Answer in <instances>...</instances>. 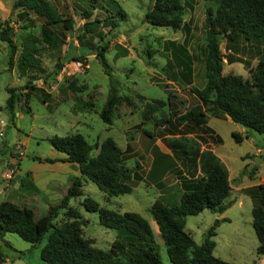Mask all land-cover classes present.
<instances>
[{
	"label": "rangeland",
	"instance_id": "obj_1",
	"mask_svg": "<svg viewBox=\"0 0 264 264\" xmlns=\"http://www.w3.org/2000/svg\"><path fill=\"white\" fill-rule=\"evenodd\" d=\"M13 1L0 0V25L2 28L7 26L4 33L15 45L12 64L9 67L7 63L9 46L7 42L0 40V120L5 124L0 130V149L3 142L7 147L0 157L5 160L9 158L11 145L20 142L24 151V155L19 158L21 172L25 166L36 165V169L44 173L49 164L37 163L32 157L43 159L62 155L49 144L48 137L77 132L88 143L100 142L106 137L112 138L120 149L125 150L126 166L135 170L140 179L132 184L129 193L116 196H106L93 182L82 179L81 194L71 197L68 202L71 207L78 210L81 218L85 219L81 226L82 236L89 239L93 246L106 249L115 235L113 229L98 223L95 212L83 208L81 202L86 196L99 206L119 212L132 211L144 218L150 227L161 263L170 264L156 224L148 211V207L160 193L167 198L165 201L173 202L177 197L173 185L179 183L183 176L186 177L173 158L172 161L160 158V153H165L168 157L170 155L165 140H191L192 145L199 149L210 148L218 142L213 139V135L197 130L196 133L205 140L200 143L192 131L186 132V126L176 124L173 116L170 117L169 123H158V117L166 116L168 112L166 108H164L166 113H157L154 119L143 123H140L141 111L145 102L154 98L165 99L167 91L185 99L187 107L194 102V98L188 92V86L201 88L204 83L198 52L203 38L206 0H193L192 8H184L182 13V19L189 24L186 36L187 50L197 55L192 62L189 84L184 83L185 77L179 69L176 70L179 71L180 78L175 81L169 79L162 70L168 54L162 50L163 43L166 40L181 42L183 31L146 23L143 15L152 0H95L96 8L92 11L89 20L91 23L87 24L91 33L83 32L85 20L80 16L74 17L73 31L68 33L60 23L47 25L44 24L42 17L31 11L12 9ZM48 1L62 17L70 14L72 9L80 12L88 4L84 0ZM116 7L123 10L124 17L115 18V26L111 27L108 20L100 25L93 19V16L97 20L103 19L109 13H114ZM23 26L27 28L23 29ZM27 33L38 40L35 46L39 70L27 72L21 77L16 70V60L20 50L19 41ZM80 34L84 36L82 45L78 46L76 35ZM101 45L105 46L103 55L108 64L109 76L103 73L95 55V51ZM121 48L126 51L124 55H120L123 54ZM218 50L222 56V73H234L242 78H249V71L257 60L264 58V37L252 41L238 36L228 45L220 38ZM76 62L80 63L79 67L74 66ZM58 65L60 69L54 74ZM28 78H33L31 84L37 89L39 87V91L29 93L27 99L29 111L22 100L18 99L15 102L11 121L3 109L8 96L5 88H13L14 93L19 96L24 92L25 89L21 86ZM70 80L77 86L76 88L79 87V92L67 87ZM110 84L119 95H127L129 103L124 102L115 108L112 121L108 125L99 118L98 111ZM76 96L91 100L93 108L77 109L74 100ZM42 97L48 106L43 103ZM205 127L215 130V132L212 130L213 133L218 135L220 139L218 149L227 157L229 164L226 165L230 174L234 170L243 174L252 165H255L254 170L261 166L258 163L259 154L252 152L255 145L264 144V134L245 130L243 126L227 117L209 116ZM144 131L150 133V136ZM236 131L241 135L240 141H236L233 136V132ZM128 141L130 148L126 149ZM254 158L256 159L252 162ZM135 164H138V167L133 168ZM262 166L264 167V164ZM196 174L198 172H195ZM230 182L233 184V179ZM249 189H245L246 194L237 197L234 203L221 213L203 209L196 214L185 216L184 229L195 244H200L205 230L215 219L224 217L225 220L218 221L214 226L212 255L234 264H264V261L257 259L255 253L257 243L251 227L250 209L253 201ZM6 193L7 184L0 177V201L7 200ZM55 196L47 197L53 199H47L39 194L37 199L40 202L36 205L38 207L35 208L34 216L45 214L46 203L49 205L57 202ZM64 220L62 209L53 219V223L57 225ZM45 236L40 243L33 245L14 233H3L0 236V264H48L39 257V249L45 241Z\"/></svg>",
	"mask_w": 264,
	"mask_h": 264
},
{
	"label": "trees",
	"instance_id": "obj_2",
	"mask_svg": "<svg viewBox=\"0 0 264 264\" xmlns=\"http://www.w3.org/2000/svg\"><path fill=\"white\" fill-rule=\"evenodd\" d=\"M84 1L88 4L80 12L72 9L66 17H62L48 0H14L12 9L31 11L36 16L42 17L44 24L47 25L60 23L68 33L73 31L74 17L80 16L85 20L82 26L83 32L91 33L87 24L91 23L89 20L92 11L96 8L95 0ZM192 1L152 0L143 15V20L152 26L183 31L181 42L166 40L163 43L162 50L168 54L162 70L172 81L180 78L179 71H181L186 84L190 83L192 62L197 55L187 50L186 36L189 32V24L182 19V13L184 8H192ZM123 17V10L116 7L114 13H109L103 19L97 20L95 16L93 19L100 25L108 20V24L112 27L115 26V18ZM29 20L31 23V19ZM1 26L0 40L7 42L9 46L7 63L10 67L15 45L4 33L7 26L4 28ZM22 28L25 29L27 26ZM83 36V34L76 35L78 46L82 45ZM238 36L252 41L264 37V0H206L203 38L198 52L202 63L203 86L201 88L188 86V92L194 98V102L188 107L185 105V99L169 91L166 92L165 99L154 98L145 102L140 123L154 119L157 113H166L164 111L166 108L168 110L166 116L158 117L157 122L169 123L170 117L173 116L175 123L186 126V132L192 131L200 143L205 140L196 133L197 130L213 135V139L220 143L218 135L205 127L209 116L227 117L243 126L245 130L264 134V58L257 60L249 71V78H242L234 73L224 74L221 71L223 62L218 50L219 39L223 38L228 45ZM37 41L29 33L19 41L16 70L21 77L27 72L39 70L35 46ZM104 51L105 46L101 45L95 51V55L103 73L109 76ZM121 51L123 54L120 55L126 53L122 48ZM59 69L60 65L56 67L54 74H57ZM32 80L33 78H28L23 82L21 87L25 90L19 96L14 93L13 88H5L8 96L3 109L9 120L12 121L13 106L18 99L23 101L29 111L28 95L32 91H39V87L37 89L31 84ZM67 87L74 92L80 91L71 80ZM41 100L46 101L44 97ZM74 100L77 109L93 108V103L89 99L84 100L76 96ZM124 102L129 103V97L119 95L110 84L98 111L99 118L109 125L115 108ZM145 133L150 136V133ZM233 136L236 141L241 140L238 133L233 132ZM47 140L56 151L65 154L64 161L76 166L79 176L73 177L61 198L49 204L46 213L38 217L34 216L29 207H21L6 200L1 201L0 236L5 232L14 233L23 241L34 245L40 243L46 235L39 249V257L48 264H162L152 240L150 227L139 214L107 209L99 206L89 197H83L81 202L83 208L95 212L99 224L115 231L109 246L100 249L82 236L81 226L85 219H82L78 210L68 203L71 197L81 194L82 179L93 182L106 196L129 193L132 184L140 179V175L126 166L125 150L120 149L110 137L100 142L88 143L77 132L64 136L52 135ZM192 144L191 140H165L170 155L168 157L167 154L160 153V158L169 161L173 158L186 177L183 176L179 183L173 185L177 194L173 202L165 201L167 198L160 193L150 204L148 211L156 224L170 264H234L212 255L214 226L218 221L225 219H215L205 230L200 244H195L184 229L186 215L196 214L203 209L221 213L232 203L228 198L230 181L224 165L209 148L199 149ZM129 148L128 145L126 149ZM33 159L41 160L38 157ZM43 160L52 161L50 158ZM136 167L138 164L133 166ZM254 169L255 165L247 169L246 179L252 178ZM195 172L198 174L195 175ZM249 188L250 198L253 201L250 209L251 227L257 243L255 253L264 256V182ZM62 209L65 220L56 225L53 219Z\"/></svg>",
	"mask_w": 264,
	"mask_h": 264
},
{
	"label": "crops",
	"instance_id": "obj_3",
	"mask_svg": "<svg viewBox=\"0 0 264 264\" xmlns=\"http://www.w3.org/2000/svg\"><path fill=\"white\" fill-rule=\"evenodd\" d=\"M43 103H45L46 106H48L47 101ZM16 115H18V113H16ZM208 120H209V117L207 119V122ZM213 131L215 132V130ZM236 133H238V135L241 137L238 131H236ZM219 146H220V143L217 145H212L209 148V150L212 151L216 155L219 161L226 168L228 180L230 181L231 179H233L234 181L233 184H231L230 182V193L228 197L230 200H232V203H231L232 205L237 197H240L242 194L243 195L246 194L244 193L245 189L264 182V174H263L264 169H262L264 168L262 166L264 164V153L263 155H261V151L264 150V144H258L254 146V150L252 153L259 154L261 155L262 158L258 156V158L260 159L261 166L257 167L256 170H254L251 179H246L245 173L242 174L241 172H238L235 170L233 171L232 174H230V171L226 165V163L229 164V162H227V157L224 156L221 153V151L218 149ZM6 148H7L6 143L3 142L1 149H0V155L2 153L1 150H5ZM60 153L62 155H56L54 157H51L50 158L52 159L51 162L44 161L43 160L44 158L43 159L41 158V160H36L37 163L40 162L41 164H49L48 168L45 170L46 172L44 173L37 170L36 165L25 166V169L21 172V170L19 169L20 159H18L16 161L15 174L12 177L11 181L7 184V193H6L7 200L6 201L12 202L21 207L23 206L29 207L32 209L34 213L35 208L38 207L36 205H38L40 202L38 200L39 194L46 198L53 197L56 195L55 196L56 199L59 200L61 196L64 194L66 187L69 185L71 179L73 177L79 176V172L76 169V166L74 164H70L69 162L64 161L63 158L65 154L62 152ZM256 158H254V160H251V161L254 162ZM4 159L5 158L0 157V166L2 165ZM57 190H58V194H57ZM24 191H26L27 193ZM47 199H53V198H47ZM237 204L238 205L240 204L239 200ZM46 206H48L47 203H46ZM222 218L226 219L224 217ZM257 259H259L261 262L264 261L263 255H257Z\"/></svg>",
	"mask_w": 264,
	"mask_h": 264
},
{
	"label": "built area",
	"instance_id": "obj_4",
	"mask_svg": "<svg viewBox=\"0 0 264 264\" xmlns=\"http://www.w3.org/2000/svg\"><path fill=\"white\" fill-rule=\"evenodd\" d=\"M75 67H79L80 63L76 62ZM4 122L0 120V130L4 126ZM10 157L6 160L4 159L2 165L0 166V177L5 181L6 184L12 179L16 170V161L24 155L23 147L20 142H15L10 148Z\"/></svg>",
	"mask_w": 264,
	"mask_h": 264
},
{
	"label": "water",
	"instance_id": "obj_5",
	"mask_svg": "<svg viewBox=\"0 0 264 264\" xmlns=\"http://www.w3.org/2000/svg\"><path fill=\"white\" fill-rule=\"evenodd\" d=\"M264 150L261 151V154H263ZM258 163H260V160H258Z\"/></svg>",
	"mask_w": 264,
	"mask_h": 264
}]
</instances>
